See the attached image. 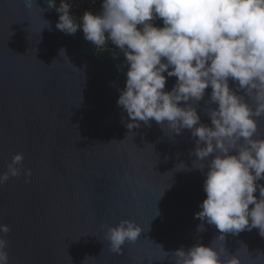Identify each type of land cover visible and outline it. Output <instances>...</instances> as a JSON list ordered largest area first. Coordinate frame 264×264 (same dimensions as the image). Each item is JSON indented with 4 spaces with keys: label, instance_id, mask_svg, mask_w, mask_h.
<instances>
[{
    "label": "water",
    "instance_id": "1",
    "mask_svg": "<svg viewBox=\"0 0 264 264\" xmlns=\"http://www.w3.org/2000/svg\"><path fill=\"white\" fill-rule=\"evenodd\" d=\"M58 18L47 0H34L31 10L24 0H0V173L13 154L24 153L21 175L0 184L9 264H172L164 251L196 243L225 248L241 264H264L258 229L225 240H214V225L196 231L207 169H177L192 168L191 132L172 136L154 120L128 129L117 106L126 81L127 68L118 71L123 52L96 49L81 30L64 34ZM175 82L168 78L166 90ZM210 92L197 106L208 124ZM125 219L142 231L118 255L105 232Z\"/></svg>",
    "mask_w": 264,
    "mask_h": 264
},
{
    "label": "clouds",
    "instance_id": "2",
    "mask_svg": "<svg viewBox=\"0 0 264 264\" xmlns=\"http://www.w3.org/2000/svg\"><path fill=\"white\" fill-rule=\"evenodd\" d=\"M33 3L24 0L26 9ZM47 5L59 13L56 28L64 34L82 30L98 49L111 42L123 52L118 71L127 68L126 81L118 89L117 106L127 114L128 129L154 120L172 136L191 132L192 168L180 163L177 169H207L206 198L194 214L201 221L196 231L214 225L220 233L214 240H225V234L258 229L264 238V184L259 183L264 180V136L258 135L264 117V0H101L99 11L85 10L79 17L70 0H60L59 7L47 0ZM170 77L176 82L166 90ZM208 88L204 111L210 124L201 122L197 111ZM23 161L24 153L13 154L0 184L21 175ZM24 174L30 177L31 170ZM10 231L0 224V264H9L4 237ZM141 231L136 221L125 219L107 226L105 238L119 255ZM164 253L174 258L172 264H241L213 243Z\"/></svg>",
    "mask_w": 264,
    "mask_h": 264
},
{
    "label": "built area",
    "instance_id": "3",
    "mask_svg": "<svg viewBox=\"0 0 264 264\" xmlns=\"http://www.w3.org/2000/svg\"><path fill=\"white\" fill-rule=\"evenodd\" d=\"M55 3L59 7L60 0H55ZM70 3L72 4L73 15L79 17L85 10H91L93 12L99 11L101 0H70ZM157 23H161V21H157ZM81 32L83 34L82 30ZM105 47L107 48L104 49H113L120 51L119 49H116L114 46H112L111 42H109ZM95 48L98 49L96 46Z\"/></svg>",
    "mask_w": 264,
    "mask_h": 264
}]
</instances>
